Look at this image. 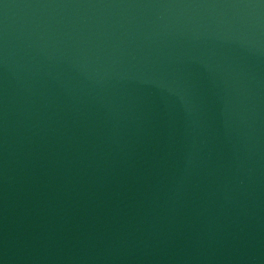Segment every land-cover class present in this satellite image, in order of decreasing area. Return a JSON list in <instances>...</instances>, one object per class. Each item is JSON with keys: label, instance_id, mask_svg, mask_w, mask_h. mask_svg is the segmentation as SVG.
Instances as JSON below:
<instances>
[{"label": "water", "instance_id": "1", "mask_svg": "<svg viewBox=\"0 0 264 264\" xmlns=\"http://www.w3.org/2000/svg\"><path fill=\"white\" fill-rule=\"evenodd\" d=\"M0 264H264V0H0Z\"/></svg>", "mask_w": 264, "mask_h": 264}]
</instances>
